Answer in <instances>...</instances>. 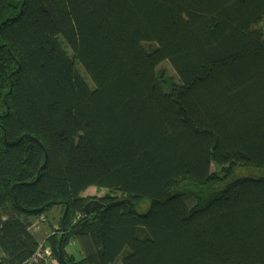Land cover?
Segmentation results:
<instances>
[{
  "label": "trees",
  "instance_id": "1",
  "mask_svg": "<svg viewBox=\"0 0 264 264\" xmlns=\"http://www.w3.org/2000/svg\"><path fill=\"white\" fill-rule=\"evenodd\" d=\"M54 206L59 264H264V0H0V264Z\"/></svg>",
  "mask_w": 264,
  "mask_h": 264
},
{
  "label": "rangeland",
  "instance_id": "2",
  "mask_svg": "<svg viewBox=\"0 0 264 264\" xmlns=\"http://www.w3.org/2000/svg\"><path fill=\"white\" fill-rule=\"evenodd\" d=\"M83 75V77L85 78L86 81H89V77L85 74V73H81ZM222 169L219 167H215L214 168V173L218 174L215 175V177L218 179L216 180L214 187H219L220 184H222L224 181L222 180ZM259 171L256 170H239L238 173L236 174V178L237 177H243V176H248V175H252V176H260ZM220 179V180H219ZM106 192H108L105 189H100L97 188L96 186H91L90 188H88L85 192L84 195L88 196H98V197H102ZM207 194H211L213 191H211V189H206ZM143 205L147 206V203L145 202ZM57 206H54L52 209H49L48 212L46 214L42 213L40 214L39 218L40 219H44L47 218V220L45 222H40L37 223L36 225H34L31 230H33V232L36 234V236L39 238V240L41 242H44L46 239V233L49 232L51 230V226L52 224H55L56 222L59 221V213H61L60 210H57L58 208H55ZM46 243L43 244V247L45 246ZM67 250L69 251V253L75 255L76 257H80L79 254V250H78V245L75 242H70V245H68ZM53 251V250H52ZM50 264H52V261H50Z\"/></svg>",
  "mask_w": 264,
  "mask_h": 264
},
{
  "label": "built area",
  "instance_id": "3",
  "mask_svg": "<svg viewBox=\"0 0 264 264\" xmlns=\"http://www.w3.org/2000/svg\"><path fill=\"white\" fill-rule=\"evenodd\" d=\"M44 242H41L40 248L38 249L37 256L33 259H28L22 264H49L50 261L54 260L55 257L53 256V251L49 246H44ZM43 260L45 263H42Z\"/></svg>",
  "mask_w": 264,
  "mask_h": 264
},
{
  "label": "water",
  "instance_id": "4",
  "mask_svg": "<svg viewBox=\"0 0 264 264\" xmlns=\"http://www.w3.org/2000/svg\"><path fill=\"white\" fill-rule=\"evenodd\" d=\"M44 167V166H43ZM42 167V168H43ZM41 168V169H42ZM104 206V203H101L99 200H90L88 201L85 206H84V210L86 212H93L94 210L98 209V208H101ZM67 211H68V208L65 209V212L63 214V222H64V219L66 217V214H67ZM65 228V227H64ZM64 233V231H63ZM63 236V235H62ZM46 240V239H45ZM58 253H59V256L61 259H65V254H64V248H63V243H62V237L60 239V242H59V247H58ZM66 264H70L68 263L66 260H64Z\"/></svg>",
  "mask_w": 264,
  "mask_h": 264
},
{
  "label": "crops",
  "instance_id": "5",
  "mask_svg": "<svg viewBox=\"0 0 264 264\" xmlns=\"http://www.w3.org/2000/svg\"><path fill=\"white\" fill-rule=\"evenodd\" d=\"M46 236V235H45ZM69 252V251H68ZM50 264V263H49ZM52 264H59L56 259L52 260Z\"/></svg>",
  "mask_w": 264,
  "mask_h": 264
}]
</instances>
